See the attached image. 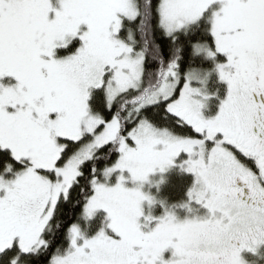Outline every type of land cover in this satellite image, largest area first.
Masks as SVG:
<instances>
[{
	"label": "snow or ice",
	"instance_id": "6c2138e0",
	"mask_svg": "<svg viewBox=\"0 0 264 264\" xmlns=\"http://www.w3.org/2000/svg\"><path fill=\"white\" fill-rule=\"evenodd\" d=\"M153 11L160 65L146 80L122 31ZM181 36L193 55L226 56L211 118L191 86L205 75L180 70ZM176 162L195 177L180 207L206 214L142 222L143 182ZM70 191L85 217L107 216L91 239L72 223L47 264H248L242 251L264 245V0H0V264L48 248Z\"/></svg>",
	"mask_w": 264,
	"mask_h": 264
},
{
	"label": "rangeland",
	"instance_id": "374dc122",
	"mask_svg": "<svg viewBox=\"0 0 264 264\" xmlns=\"http://www.w3.org/2000/svg\"><path fill=\"white\" fill-rule=\"evenodd\" d=\"M134 21L135 20L132 21L125 20L124 21L125 29L122 31V35L130 34L133 40H134L133 33L131 30H127L128 29L127 26L128 23ZM76 43L78 45L79 42ZM72 51H75V48H73ZM61 54L63 55L66 53H64L63 50H61ZM199 56H200V60L205 65V67L200 71L202 72V74L205 75L206 79H204L203 81H192L191 86L195 88H199L201 90V93L196 95L194 98L201 100L203 102L204 107L202 108V113L206 118H211L217 114L219 107L223 99L226 97L228 90L227 82L221 80L219 71L217 70V64L225 62L226 56L224 54H220V57L221 58L223 57L220 61L218 60L220 58L218 57V55H216L215 58H211L208 57L205 53H199ZM205 63L207 64V67ZM93 96L94 97L96 96L95 92L93 93ZM95 107H97V105L94 104V108ZM185 158H186L185 154L182 153L180 157L177 158V161H182ZM179 172L185 174V176L189 174L188 176L190 177L188 178H190L191 180L193 179L192 183L190 182V184H188V186L184 188L181 196L173 200L169 198L170 200H168L167 192L169 191L168 190L169 188H168V184L166 185L165 182L170 178H172L174 175H177ZM194 178H195L194 174L188 172L185 168H182L179 162H176L173 165L169 166L164 172H160L157 170L156 172L149 174V178L146 181H144L141 186V191L153 197L154 202L149 203L148 200L141 202V208L144 214V217L141 218L142 222L143 219L148 216L159 218L160 216L164 215L165 207L174 211L177 218L181 221L186 218H191L192 215H195L197 213L199 215H205L207 210L204 208H199L198 210H194L193 213H189L187 208L180 207V205H182L189 199L188 193L191 187L193 186L195 180ZM129 186L135 187L137 186V184H130ZM62 200L63 198H61V200L58 203H60ZM106 216L107 213L103 209L97 210L95 216L92 218L85 217L83 211L80 217V221L78 223L84 233V238H88V239L93 238L97 234L101 226L103 225ZM156 222L157 220L154 219L150 223L149 228H146L145 230L146 231L150 230L151 227L155 226ZM70 243L71 240L68 232V243H67L68 245L63 250L67 249L70 246ZM171 253H172L171 249L167 250L165 252V257H171ZM262 256H264V254H258L257 259L262 261L263 260Z\"/></svg>",
	"mask_w": 264,
	"mask_h": 264
},
{
	"label": "trees",
	"instance_id": "16d2710c",
	"mask_svg": "<svg viewBox=\"0 0 264 264\" xmlns=\"http://www.w3.org/2000/svg\"><path fill=\"white\" fill-rule=\"evenodd\" d=\"M154 5L155 0H153V6ZM158 23L159 17L155 11H153L150 15H145L143 20L137 19L134 22L128 23L127 26V30H131L133 33L134 41H136L135 47L137 49L143 48L145 50L146 58L144 61V68L146 80L151 79L148 74L153 72L160 65V61L152 56L153 42L159 43V37L161 35ZM180 43L186 45L180 62L181 72H187L189 68H200L199 70L203 69L205 65L200 60L199 54L193 55L192 47L187 46L186 40L183 36L180 37ZM217 55L220 57V54ZM168 58V54L165 53L164 60L167 61ZM222 58L220 57L218 60L220 61ZM157 121L160 124L168 123V121H164L159 118H157ZM177 131H183L185 134H191L187 129H177ZM188 175L189 174L185 176V174L179 172L177 175H174L165 182L166 185L168 184L169 188V191L167 192L168 200H173L181 196L184 188L187 187L190 182L192 183L193 179L191 180L188 178L190 177ZM84 207V201L79 196L78 192L70 191L68 199H63L60 203H58L56 215L52 218L48 226V230L44 234L45 240L49 241L48 248L37 251L31 257V264H47V260L53 250L59 248L62 251L65 247H67L69 226L72 223H78L80 221Z\"/></svg>",
	"mask_w": 264,
	"mask_h": 264
},
{
	"label": "flooded vegetation",
	"instance_id": "af4514ba",
	"mask_svg": "<svg viewBox=\"0 0 264 264\" xmlns=\"http://www.w3.org/2000/svg\"><path fill=\"white\" fill-rule=\"evenodd\" d=\"M258 254H264V245H260L256 254H252L247 250L242 251L241 255L245 260L248 261V264H264V256H262L263 260H258Z\"/></svg>",
	"mask_w": 264,
	"mask_h": 264
}]
</instances>
